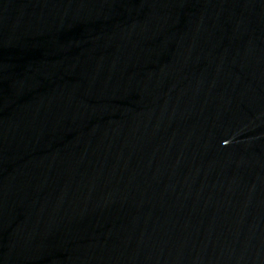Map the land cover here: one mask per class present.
Instances as JSON below:
<instances>
[{
    "label": "water",
    "instance_id": "obj_1",
    "mask_svg": "<svg viewBox=\"0 0 264 264\" xmlns=\"http://www.w3.org/2000/svg\"><path fill=\"white\" fill-rule=\"evenodd\" d=\"M0 264H264V0H0Z\"/></svg>",
    "mask_w": 264,
    "mask_h": 264
}]
</instances>
